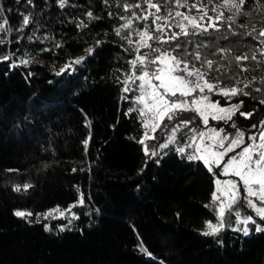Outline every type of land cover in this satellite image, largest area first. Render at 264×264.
Returning a JSON list of instances; mask_svg holds the SVG:
<instances>
[{
    "label": "trees",
    "instance_id": "16d2710c",
    "mask_svg": "<svg viewBox=\"0 0 264 264\" xmlns=\"http://www.w3.org/2000/svg\"><path fill=\"white\" fill-rule=\"evenodd\" d=\"M162 1L167 9L177 7L174 0ZM220 2L186 0V7L206 5L215 16L211 9ZM125 3H140L141 9L126 12ZM0 9V23L6 19L11 27L10 50L18 60L4 61L9 49L0 42V264H264V231L252 228L245 235L234 230L243 227L237 224L235 206L225 211L223 229L204 234L207 221L219 222V211L212 199L215 176L203 161L187 159L174 144L152 156L165 137L159 133L146 140L149 155L144 154L139 141L146 129L138 112L129 113L138 107L133 100L138 90L125 93L122 83L136 55L124 37L142 29L143 22L134 21L119 36L115 32L126 22L120 16L140 14L143 0H68L65 7L59 0H0ZM87 11L97 18L89 19ZM243 11L248 14L229 22L232 29L180 34L178 56L205 71L202 61L195 60L199 50L202 60L216 62L213 69L228 68L223 74L209 73L219 76L221 87L243 88L257 76L244 89L248 96L230 99L243 101L235 116L249 130L264 120V37L257 38L264 29V0H247ZM25 16L28 26L23 25ZM176 31L170 28L167 36ZM175 43L159 47L171 50ZM196 44L207 47L197 49ZM219 48L231 52L222 58ZM242 54L256 55V60L241 62L247 72L239 71L232 59ZM81 57L86 58L82 63L61 72ZM240 112L252 116L246 119ZM196 122L201 129V118ZM25 183L33 187L13 190ZM81 193L84 203L78 204ZM71 204H77L78 218L42 215ZM19 210L33 215H14Z\"/></svg>",
    "mask_w": 264,
    "mask_h": 264
},
{
    "label": "snow or ice",
    "instance_id": "6c2138e0",
    "mask_svg": "<svg viewBox=\"0 0 264 264\" xmlns=\"http://www.w3.org/2000/svg\"><path fill=\"white\" fill-rule=\"evenodd\" d=\"M108 0H104L107 3ZM175 4L179 7H186L185 3H181V0H174ZM212 0H208L211 3ZM258 3V0H254ZM31 3V0H28ZM247 0H221V2L211 9L216 15L210 16L208 14L209 10L206 5H200L198 3H193L189 7V12L195 9L199 16L188 15L180 11H176L174 14L168 12L166 16L158 15L161 9V5L152 3V0H144V9L140 14L133 13L131 18L120 16L121 20L126 22L115 29L116 34L119 36L122 30L131 29L134 21L143 22V28L136 29L135 32H130L124 38L129 45L135 50V57L128 63L130 65V74H125V79L122 81L125 93H130L138 90V95L133 97L134 102L138 105L136 108L129 109V113L138 112L140 118L143 121L142 127L146 129L143 133V138L139 141L143 145L144 154L149 155L148 145L145 143L146 140H155L156 131L163 125L164 130L170 133L167 142L160 143L156 145L152 151L151 155L156 156L158 154L157 149H167L169 145L174 144L176 140V135L183 129H187L189 134L184 136V146L179 147L176 151L180 153H185L188 149H193L191 153L188 154L187 159L189 160H201L205 165L208 166L209 171L212 170L214 165L217 169L220 168L223 163L222 174L223 175H234L239 178V183L236 181H225V188L228 190H221L219 179L216 180L217 191L221 192V195H216L213 193V201L220 202L219 208V222L217 225H213L211 221H207L206 225L208 231L205 235H216L221 229L224 228L223 217L225 213V203L222 200V196L228 197L227 208L232 209L233 205H237L240 202V197L238 195L239 189L242 186L244 189V202L248 208H251L256 216L264 221V120L259 122V128L257 124H252L250 126L251 130L247 136L248 143H245V131L237 129L235 122L231 123V127L236 129L233 132H226L224 127L219 129L215 127H208L209 125V115L215 121H223L227 124L232 121L233 116L239 111L243 104L240 101L236 104H230L228 107H221L220 101H212L208 93H215L217 95H222L229 103L231 97H235L239 94L248 96L249 93L244 91L245 88L252 83L249 80L244 84L243 88L239 86H233L232 88L221 87L223 83L219 79V76L212 78L209 73L215 70L218 73H226L228 68L217 65L213 69V60L201 58L199 50L194 54L195 60L202 61L201 67L206 69L202 71L201 68H196L194 65L189 67V61L184 58H179L178 53L181 50V43L179 42V35L182 34L185 37L188 36H199L201 34H207L210 29L219 30L220 27L227 26L228 29H232V23L230 21H235L238 16L247 15L248 13L243 11ZM68 4V0H59V6L65 7ZM141 9V4L136 3L135 5H129L125 3L123 8L126 12L130 11L132 8ZM154 9V11H153ZM2 10V9H0ZM224 10H227L230 15L225 16ZM109 16L112 15L111 12L108 13ZM86 15L89 19H95L92 11H87ZM176 16L181 17V20L175 24V28L179 29V33L172 32L170 36H157L156 33L166 32L167 29L173 27L172 24L167 23L169 18ZM151 17V32L149 31V18ZM163 21L164 23H159ZM223 22V23H221ZM83 23V22H81ZM6 25L8 21L5 19L3 23H0V32L6 31ZM23 25H29V17L25 16L23 18ZM86 26V25H83ZM191 26L192 31H188V27ZM240 27H245L240 25ZM256 30L253 29L252 32L247 33L251 36ZM236 34V33H233ZM135 36V39H133ZM264 37V29L260 30L258 37ZM155 39L160 44H167L170 41H177L171 50H161L160 47H153L152 41ZM225 40L228 39L227 36L224 37ZM100 42L97 41V44ZM186 43H191V41H186ZM260 43L264 44V40ZM60 45H57L59 47ZM195 47L200 49L201 47H207V45L196 44ZM141 49H149L151 52H155L156 56L154 59H148V52L140 55ZM44 51H50L45 49ZM218 53L222 58H226L227 54L231 52V49L219 48ZM89 55L92 54L93 49H88ZM264 52V50H262ZM185 56L191 55V53H184ZM251 58L256 60V55L253 54L249 57L247 54L237 55L232 59L236 62L239 71L247 72L248 68L242 67L241 62L247 61ZM4 61L11 60V56H4L2 58ZM86 59L85 57L77 58L72 60L70 63L66 64L61 72L70 71L73 64H80ZM22 63L27 64L28 61L24 60ZM231 63V61H229ZM137 65H139V75L136 74ZM151 65L153 71L149 72L147 69ZM15 66V65H13ZM59 74V73H58ZM139 81V83H137ZM215 81V82H213ZM239 81H237V85ZM130 85L134 87H130ZM219 89L218 92L216 90ZM259 91V89H257ZM195 94V95H194ZM191 97V99H189ZM260 103L264 104V101ZM184 112H194L196 116L190 119H179L171 128L164 123L165 119L172 122L177 120L178 113ZM240 115L247 118L252 116V112L244 113L240 112ZM201 118V123L204 125L205 130L198 131L195 127H190L196 121V117ZM151 122V123H150ZM150 128L151 135L148 129ZM91 138L90 134L88 139L83 143L85 145V150H87L88 140ZM197 138H199L200 143L197 144ZM225 145H227L225 147ZM236 149H240L236 152ZM229 153H235L230 156L225 162L223 158L228 156ZM210 157V158H208ZM158 162V161H157ZM12 171V170H9ZM18 171V170H17ZM75 171V169H73ZM33 185L25 183L23 185H14L13 190L16 192L27 191ZM252 197L256 199H251ZM256 200L260 202L258 205ZM84 198L83 193L80 194V199L78 204H83ZM77 207V204H71L66 209L61 211L60 206L57 205L55 208L50 209L42 215L47 218L49 216L55 217V214L63 217L65 215L72 216L73 218H78L72 213V209ZM14 215L25 218L30 217L33 214L31 212L15 211ZM41 214H37V218ZM237 217V224H242V228H236V231H242L245 235L249 234V228L247 227L249 223L256 225V231H264L258 224L256 219L252 215H248L243 219H240V211L235 212ZM63 231V229H61ZM146 252L147 250L144 249Z\"/></svg>",
    "mask_w": 264,
    "mask_h": 264
},
{
    "label": "rangeland",
    "instance_id": "374dc122",
    "mask_svg": "<svg viewBox=\"0 0 264 264\" xmlns=\"http://www.w3.org/2000/svg\"><path fill=\"white\" fill-rule=\"evenodd\" d=\"M144 1V0H143ZM152 3H155V4H159L161 5V9H160V12L158 13V15H161V16H166L168 14V12H172L173 14L176 12V11H180L182 13H185V14H188V15H196L197 17L199 16V13L197 12H193L192 10L189 12V7H179V6H175V7H172V8H169L167 9L164 5H163V1L162 0H152ZM154 11V9H153ZM214 17V16H213ZM181 20V17H176L173 15V17L169 18V20L167 21V23L169 24H172L173 27L171 29H174V31L178 30L179 32V29L175 28V24ZM159 23H164L163 21H160ZM148 24H149V28L151 26V17L149 18V21H148ZM6 31L3 32H0V42L3 43L5 42L7 44V48L9 49L8 50V56H11V59H12V62L13 64L14 63H18V60H16L13 56H12V52L10 50V45H11V39H12V36H11V27L9 25H6ZM176 29V30H175ZM189 29H192L191 26L188 27V30ZM169 30L170 29H167L166 32H163V33H156L155 35L157 36H165L167 37V34L169 33ZM149 31L151 32V30L149 29ZM177 32V31H176ZM156 40L153 39L152 41H149L150 43H154ZM152 43V45H153ZM163 51V50H162ZM141 55V54H140ZM31 60V59H30ZM28 60V61H30ZM140 70V69H139ZM139 72L140 71H136V74L139 75ZM219 89L216 90V92H218ZM139 94V93H138ZM195 95V94H194ZM205 95H208L212 101H216L218 99H215L214 96H212V93H208L206 92ZM191 99V97L189 98ZM220 101V100H219ZM236 103H239V102H236V101H233V100H230L229 103H221L220 101V106L221 107H228L230 106V104H236ZM246 113V112H245ZM195 115H192V114H189L188 112H184V113H178V118L177 120H174L172 122H169L167 121V119H165L164 123L168 125L169 128H171L175 123L178 122L179 119H190L192 117H194ZM241 120V118H239ZM235 115L233 116L232 118V121H229L227 124H225L223 121H215L212 119V117L209 115V125L208 127H215L217 129H219L220 127H224L226 132H235L236 129H233L230 125L232 122H235L236 124V128L237 129H240V130H243L245 131V143H248L247 141V136L249 134L250 131H256V130H247L246 127L243 125L242 121H240ZM243 120V119H242ZM212 122H215V123H212ZM222 122L224 124L222 125H219V123ZM151 123V122H150ZM196 125H197V122L195 121V123L193 125H190V127H195L196 128ZM250 127V126H249ZM259 127V125H258ZM200 130H205L204 128V125L201 127V129H199L198 131ZM149 131V134L151 135V131H150V128L148 129ZM157 133H159V135L161 136H164V138H162L160 141H158L157 144H160V143H164V142H167V139H168V136L170 135L169 132H167L166 130H164V127L163 125H161V128L160 129H157L155 135H157ZM185 134H189L188 133V130L187 129H183L181 132H178L177 135H176V140H175V143L174 145L179 148V147H182L184 146V136ZM159 135L157 137H159ZM146 143V141H145ZM197 144L200 143L199 141V138H197V141H196ZM172 145V144H171ZM227 145H225L226 147ZM159 150H163V149H159ZM193 151V149H188L185 153L186 156H188L189 153H191ZM240 149H236V152H239ZM235 153H229L228 156H225L223 158V160L226 162L230 156L234 155ZM210 158V157H208ZM207 166V165H206ZM208 167V166H207ZM222 169H223V163L221 164L220 168L217 169L214 165L212 166V172L214 173V176H215V184H216V180L219 179L221 181V184H220V189L221 190H228L225 188V184L224 182L225 181H236L237 183H239V178L235 177L234 175H223L222 174ZM217 185H215V192H216V195L220 196L221 195V192L220 191H217ZM239 197H240V202L239 204L237 205H233L235 206L234 208V211H240L241 213V217L240 219H243L244 217L248 216V215H252L256 221H257V224L262 228L264 229V221H261L260 218L258 216H256L255 212L251 209V208H248L244 202V189L243 187L241 186L240 189H239V193H238ZM251 199H256L254 197H252ZM222 200H224V203H225V211L228 209L227 208V203H228V197H224L222 196ZM256 203L259 205L260 202L258 200H256ZM213 205L214 207H217L218 211H219V208H220V202L219 201H213ZM19 211H22V210H19ZM72 213H75L74 210L72 209ZM213 225H217L218 222H212ZM243 226V225H242ZM249 226V227H248ZM248 228H249V233H251V231L253 229H256V225H253L251 223L248 224ZM253 228V229H252ZM209 230V229H208ZM207 230V231H208Z\"/></svg>",
    "mask_w": 264,
    "mask_h": 264
},
{
    "label": "built area",
    "instance_id": "2783aa9c",
    "mask_svg": "<svg viewBox=\"0 0 264 264\" xmlns=\"http://www.w3.org/2000/svg\"><path fill=\"white\" fill-rule=\"evenodd\" d=\"M153 47H159V43L157 41H155L153 43ZM149 55H148V59L151 60V59H154L155 56H156V53L155 52H151L150 50L148 51ZM149 72H152L153 71V67L151 65H149L148 69H147ZM252 77H257V76H252ZM263 77H264V74H263Z\"/></svg>",
    "mask_w": 264,
    "mask_h": 264
},
{
    "label": "water",
    "instance_id": "95a60500",
    "mask_svg": "<svg viewBox=\"0 0 264 264\" xmlns=\"http://www.w3.org/2000/svg\"><path fill=\"white\" fill-rule=\"evenodd\" d=\"M214 98L220 100L221 103H226V99L222 95H217L216 94V95H214Z\"/></svg>",
    "mask_w": 264,
    "mask_h": 264
}]
</instances>
